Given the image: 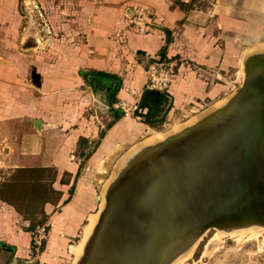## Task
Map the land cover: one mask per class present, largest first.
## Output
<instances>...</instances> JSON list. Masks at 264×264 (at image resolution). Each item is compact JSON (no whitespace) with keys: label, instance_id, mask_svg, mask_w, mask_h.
I'll return each instance as SVG.
<instances>
[{"label":"rangeland","instance_id":"obj_1","mask_svg":"<svg viewBox=\"0 0 264 264\" xmlns=\"http://www.w3.org/2000/svg\"><path fill=\"white\" fill-rule=\"evenodd\" d=\"M161 1L0 0V57L8 60V66H1L0 70L7 71L10 91L6 95H11L8 100L0 99V104H4L0 108V264H80L106 205L107 188L116 174L114 167L117 171L126 166L149 146L167 141L200 121L211 109L229 102L246 78L244 61L263 51L264 0H188L190 6L185 8L189 10L184 13L188 20H179L174 30L156 20L152 8L161 6ZM191 7L198 9L191 11ZM189 24L197 41L193 45L183 37L185 25ZM99 25H103L105 32L110 31L108 40L114 38V42L126 39L124 35L127 37L128 31L147 33L150 28H158L166 35L165 47L170 53L176 51L171 57L137 53L147 80L139 89H127L131 101L119 94L122 85L119 76L93 69L84 60L85 55H90L87 52V47H91L90 36ZM210 42H214L220 54V58L213 55L218 62L215 67L197 65L184 56L196 54L198 48H206ZM69 54L75 61L74 58L69 61ZM119 54L123 55L121 51ZM158 58L164 65L174 64L172 84L178 83V77L185 81L190 76L193 80L224 83V91L218 90L212 99L183 100L175 108L171 83L163 91L147 88L149 66ZM83 71L110 77L84 79ZM117 81L120 88L116 95H111L108 91L117 86ZM40 88H44L45 97L52 104L49 116H61L69 121L67 132L82 129L83 133L95 134L91 141L79 140L77 144L72 160L79 166L75 180L67 171L59 175L53 166L15 169V165L27 163L18 153L28 151L29 145L51 148V144L59 143L55 139L58 126L53 127L54 132L41 134L39 126L33 128L35 116L21 109L16 112L18 106L26 105L27 97L38 98L42 94ZM146 91L167 93L169 98L155 106L149 97L145 99L149 101L147 105L142 103ZM38 101L40 105L45 102ZM146 114L150 120L161 116L163 119L152 124L145 121ZM109 123L112 125L108 126ZM156 134L162 138H154ZM152 139L157 140L150 144ZM89 151L90 156H86ZM54 156L42 155L40 161L53 160ZM72 180L75 188L66 202L68 197L62 200L59 187ZM77 186L79 196L65 215L64 207L73 200ZM95 217V224L85 235ZM252 229L244 230L245 234L243 230L229 234L209 230L172 264H264V229Z\"/></svg>","mask_w":264,"mask_h":264},{"label":"water","instance_id":"obj_2","mask_svg":"<svg viewBox=\"0 0 264 264\" xmlns=\"http://www.w3.org/2000/svg\"><path fill=\"white\" fill-rule=\"evenodd\" d=\"M245 72L227 105L117 172L80 264H170L209 230L264 225V53Z\"/></svg>","mask_w":264,"mask_h":264},{"label":"crops","instance_id":"obj_3","mask_svg":"<svg viewBox=\"0 0 264 264\" xmlns=\"http://www.w3.org/2000/svg\"><path fill=\"white\" fill-rule=\"evenodd\" d=\"M178 0H162V5H154L152 10L157 16V21L161 24H164L166 27L174 30L178 28L177 22L179 20H183L186 18L187 9L190 6V1L188 0H181L188 8L182 9L179 5H177L175 2ZM143 6H148L147 4H140ZM194 6V4H192ZM193 9H198L197 7H191L190 10L194 11ZM189 10V9H188ZM189 12V11H188ZM184 15V16H183ZM257 17V16H256ZM104 18V17H102ZM163 21V22H162ZM104 23V21H101ZM159 26V25H157ZM99 28L96 29V31L93 33V36H90V44L91 47H87V52L90 53L89 56L85 55V62H89L88 64L89 67H92L93 69H98L102 70L105 72H108L110 74H114L116 76H119L122 81V85L119 91L120 96L123 98H126L127 100L131 101V97H129V94H127V89H139L143 87V85L146 83V71L144 70L141 62H138L137 60V53H143L146 52L151 55H160L162 49H164L163 55L160 56H168L171 57L174 55L176 51L173 53H170V49L166 48L165 44V38L166 35L163 33L158 28L149 29V32L145 33L144 30L141 32H131L128 31L127 37L126 35L124 40L120 41L117 39L116 42H114V38L109 39V34L110 31H104L103 25H99ZM161 27V26H159ZM191 29V30H189ZM147 30V29H146ZM187 30L191 31V33L187 32ZM139 31V30H138ZM91 32V31H90ZM183 37L186 41L192 42V45L195 44L197 41H195V37H193V31L191 25H185V29L183 31ZM187 32V33H185ZM92 35V33H91ZM195 36V35H194ZM111 41V42H110ZM213 41V40H211ZM126 42V45L124 44ZM165 47V48H163ZM120 51L123 53V55H120ZM181 55L184 53L180 52ZM213 55H217L219 57V52L218 48H215L214 42H210L209 45L206 46V48H198V51L196 54L194 52L192 53H187L184 55L186 58H189L190 60L193 61L195 64H200L202 66H207V67H215V64H218V62L213 59ZM175 56V55H174ZM3 60H0V67H6L8 66V60L4 59V57H0ZM75 61V57H72L69 54V61L71 62V59ZM229 59V58H228ZM0 68V69H1ZM187 69V68H185ZM221 70H219L217 73H221ZM7 71L0 70V99L8 100L10 96L6 95L8 93L9 88H8V79H6ZM223 75V74H222ZM222 75L220 76L222 78ZM178 77V76H177ZM190 77V76H189ZM186 79L185 81L182 80L181 78L178 77V83L176 82L172 84V87L170 92L174 96V105L175 108L181 106V103L183 100H189L190 102H195L197 99H202L204 100L205 98H213L215 97L218 92H221L222 90L224 91L225 84L220 83L216 81L214 82H205L203 80H193L191 78ZM218 77V76H217ZM219 78V77H218ZM12 90L14 89V85L11 84ZM127 86V87H126ZM129 87V88H128ZM40 92L42 94H39L38 98H32V97H27L25 99L26 105L24 106H18V110H23L29 113L33 117V128L34 123L38 118V126L39 130H41V134H46L48 130H53V127H57L56 130H53V132H56V138L59 140V143H53L50 146L45 148H39L34 145H29L28 151H19L18 155L21 156V158H24L23 160H27L26 164H18L15 165V169L18 168H34V167H39V168H48V167H55L58 170V174L67 171L71 174L73 177V180H75V175L78 171V163L76 161H72L73 158L75 157V151L77 149V144L79 143L80 138H86L89 141L95 138V134H86L83 133L82 129H75V130H69L67 132V124H69L67 119H63L61 116H49L50 113V108H51V102L48 101L50 99H47L48 97H45L46 95L44 94L45 92L40 88ZM208 89V91H207ZM8 90V91H7ZM5 93V94H3ZM186 94V95H185ZM41 95V96H40ZM8 97V99H6ZM194 97H196V100H194ZM32 98V101L29 100ZM38 99L40 100H45V102L38 103ZM37 100V101H36ZM135 101V100H134ZM188 101V102H189ZM49 102V103H48ZM198 102V101H197ZM17 103V101H15ZM4 104H0V108H2ZM8 108H6L7 110ZM186 112V111H185ZM57 115V114H56ZM35 118V119H34ZM82 124V122H81ZM64 125V127H61ZM61 127V128H60ZM29 128V125H28ZM36 130V129H35ZM40 133V132H39ZM37 134V133H36ZM109 134L106 136V140L108 139ZM42 139V138H41ZM45 139V137H44ZM105 140V141H106ZM43 142V140H42ZM104 144V143H103ZM103 144L100 146L102 148ZM63 145V146H62ZM108 147V143H107ZM8 151V149H6ZM51 156L55 155L53 160H44L40 161L41 156ZM57 155V156H56ZM39 160V161H38ZM24 162V161H21ZM71 181V183H63L60 184L59 190L62 192V200L66 199L69 197L67 194V190L69 186H72L74 181ZM91 186V184H88ZM80 193V187L77 186L76 194L74 195L73 200L64 207V214L68 215V212L72 206V203L75 201V199L78 198ZM50 208V207H49ZM46 212H48L47 206L44 207Z\"/></svg>","mask_w":264,"mask_h":264},{"label":"bare ground","instance_id":"obj_4","mask_svg":"<svg viewBox=\"0 0 264 264\" xmlns=\"http://www.w3.org/2000/svg\"><path fill=\"white\" fill-rule=\"evenodd\" d=\"M251 48H252V47H251ZM257 49H258V48H256V50H257ZM262 49H263V51H264V48H262ZM249 50H250V49H249ZM260 50H261V48L259 49V51H260ZM254 51H255V50H254ZM263 51H261V52H258V51H257V52L254 53V54H257V53H264ZM249 52H250V51H249ZM249 52H247V53H249ZM245 53H246V52H245ZM247 53H246V54H247ZM246 54H245V55H246ZM242 55L244 56V54H242ZM247 55H248V54H247ZM252 55H253V54H252ZM250 56H251V55H250ZM247 58H248V57H247ZM247 58H246V59H247ZM243 60H244V59H243ZM242 65H243V64H242ZM244 66H245V61H244ZM242 73H243V72H242ZM240 74H241V73H240ZM245 74H246V72H245ZM242 76H243V75H242ZM236 93H237V92H236ZM229 101H230V100H229ZM227 104H228V102H227L225 105H227ZM225 105H223V106H221V107H219V108L211 109L210 112H208L205 116H203V117L200 119V121H198V122L195 123L194 125L197 126L198 123L201 122L203 119H205L210 113H213L214 111H217V110L221 109V108L224 107ZM191 129H192V126H190V127H186V128H183V129H182L183 131L181 130V131H179V132H180V133H184V132L189 133V132H191V131H190ZM178 134H179V133L174 134V136H175V135H178ZM152 136H153V135H152ZM154 136H155V135H154ZM154 136H153V137H154ZM158 136L161 137V135H157V134H156V136H155L154 138H158ZM163 136H164V135H163ZM153 137H152V138H153ZM161 138H162V137H161ZM150 139H151V138H150ZM156 140H157V139H156ZM156 140L152 139V140L150 141V144H152V143L155 142ZM168 140H169V139H168ZM168 140H167V141H168ZM169 141H170V140H169ZM157 146H158V145H151V147L149 146V149H148V150H143L144 154H147V152H150L153 148H155V147H157ZM129 149H130V148H129ZM127 151H128V150H127ZM115 152H117V151H115ZM125 153H126V152H125ZM125 153H124V154H125ZM124 154H123V155H124ZM141 154H142V152L140 153V155H141ZM123 155H122V156H123ZM122 156H120V157L118 158V161L121 159ZM138 156H139V155H137L136 157H138ZM109 159L111 160V156L109 157ZM123 167H125V165H123L122 167L118 168L117 171H116V166L114 167V169H115L114 172H115L116 174H115V177H114V178L112 177L111 180H110V182H109V186H108V188H107L106 202H107V197H108V191H109V188H110L111 184L113 183V181L115 180L116 176L118 175L117 172H118V171H121V170L123 169ZM101 214H102V213H101ZM96 217H97V216H96ZM96 217L91 219V224H90L88 230H85V233H86L85 235H87V234L90 233V231H91L93 225L95 224ZM98 223H99V222H98ZM97 226H98V224H97ZM96 228H97V227H96ZM252 228L264 229V225H249V226L240 227V228H236V229L233 228L232 230H222V229H218V228H216V229H217V230H222V232H221L222 234H223L224 231H226L227 234H229V233L232 232V231H234V232H235V231H236V232H237V231H241V230H243V231H244V230H247V231H248V229H252ZM216 229H215V230H216ZM95 230H96V229H95ZM252 230H253V229H252ZM255 230H256V229H255ZM255 230H254V232H255ZM256 231H257V230H256ZM94 232H95V231H94ZM254 232H253V233H254ZM260 232H261V231H260ZM218 233H219V232H218ZM240 233H242V231H241ZM240 233H239V234H240ZM253 233H252V234H253ZM93 234H94V233H93ZM205 234H206V233H205ZM205 234H204V235H205ZM243 234H245V231H244ZM243 234H242V235H243ZM258 234H259V233H258ZM204 235H203V236H204ZM219 235H220V233H219ZM230 235H231V234H230ZM232 235H233V234H232ZM253 235H254V234H253ZM256 235H257V234H256ZM203 236H202V237H203ZM251 236H252V235H251ZM202 237H201V238H202ZM201 238H200L198 241H200ZM198 241H196V242H198ZM89 242H90V241H89ZM89 242H88V243H89ZM196 242H195V243H196ZM195 243H194V244H195ZM194 244H193V245H194ZM86 250H87V247L85 248V252H84V254L86 253ZM187 251H188V249H187L186 251H184V252H183L181 255H179L178 257L182 256V255L185 254ZM190 251H191V250H190ZM188 252H189V251H188ZM188 252H187V253H188ZM185 255H186V254H185ZM175 259H177V257H176ZM175 259H174V260H175ZM174 260H173V261H174ZM173 261H172L170 264L174 263ZM80 262H81V261H80Z\"/></svg>","mask_w":264,"mask_h":264},{"label":"built area","instance_id":"obj_5","mask_svg":"<svg viewBox=\"0 0 264 264\" xmlns=\"http://www.w3.org/2000/svg\"><path fill=\"white\" fill-rule=\"evenodd\" d=\"M165 63L163 61H160L158 58L157 61L155 60L150 64L149 66V72H150V79L149 83L147 85V88L149 90H167V87L169 84H172V77L174 76L173 73V63Z\"/></svg>","mask_w":264,"mask_h":264},{"label":"trees","instance_id":"obj_6","mask_svg":"<svg viewBox=\"0 0 264 264\" xmlns=\"http://www.w3.org/2000/svg\"><path fill=\"white\" fill-rule=\"evenodd\" d=\"M178 2V4H179V6L182 8V9H184L185 7H186V5L183 3V2H181V1H177ZM163 49H162V51H161V54L162 55H164L163 54ZM120 81H117V86L115 87V88H111L108 92L111 94V95H116V93L118 92V90H119V88H120ZM149 97H151V98H153V100L151 101L152 102V104L153 105H155V106H157L158 104H160L162 101H167L168 100V98H169V95L167 94V93H161V92H154V91H146L145 92V94H144V98H142V100H143V102L142 103H144L145 102V104L146 103H148V102H146L145 101V99L146 98H149ZM145 104H140V107H145L146 105ZM147 105H149V103L147 104ZM150 115H151V113H150ZM117 116H118V113H117ZM149 117V114H146V118H145V121L146 122H149V123H155V122H159V121H162V119H163V116H161L160 118H158L157 120L155 119H153V120H150V118H148ZM112 125V123H109L108 124V126H111ZM80 140H84V141H87V139L86 138H80ZM92 151V150H91ZM91 151H89L87 154H86V156L88 155V156H90V154H91ZM42 169V168H41ZM43 169H45V168H43ZM78 175H79V171H77V173H76V175H75V179L78 177ZM74 188H75V183H73L72 184V186L70 187V190H69V197L66 199V202H67V200L70 198V196H71V194L73 193V190H74Z\"/></svg>","mask_w":264,"mask_h":264}]
</instances>
